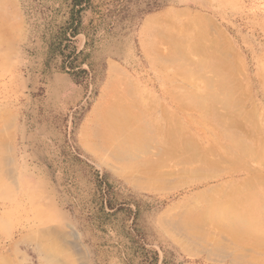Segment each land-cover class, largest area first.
<instances>
[{"label": "rangeland", "instance_id": "obj_1", "mask_svg": "<svg viewBox=\"0 0 264 264\" xmlns=\"http://www.w3.org/2000/svg\"><path fill=\"white\" fill-rule=\"evenodd\" d=\"M70 2L0 0V263L264 264V161L255 157L264 151V0H85L74 34L62 27ZM56 33L61 50L51 44ZM168 34L199 36L202 54L223 66L185 78L175 70L182 59L165 58ZM196 54L185 64H195ZM110 64L125 79L115 84L117 95L136 102L130 110L139 121L159 120V108L167 109L163 122L188 127L200 153L217 129L189 123L197 119L189 108L174 115L172 97L216 89L226 75L239 105L215 111L223 127L237 117L233 130L253 150L209 154L212 169L185 162L189 154L179 149L162 154L149 131L143 149L119 160L96 150L97 110L114 100L106 89ZM151 161L158 179L142 165ZM123 163L135 168L125 174ZM231 190L256 197L233 207L255 211L259 230L244 240L208 221L202 234L174 225L204 206L201 194L227 199Z\"/></svg>", "mask_w": 264, "mask_h": 264}, {"label": "bare ground", "instance_id": "obj_2", "mask_svg": "<svg viewBox=\"0 0 264 264\" xmlns=\"http://www.w3.org/2000/svg\"><path fill=\"white\" fill-rule=\"evenodd\" d=\"M177 15L179 16V13ZM184 15L187 14L185 13ZM152 19L154 18L148 19L146 21L144 24V29H148ZM194 21L198 22V19H195ZM171 22L172 20L167 23L169 24ZM185 30L188 31V29ZM167 37L169 42V51L165 58L169 62H176V56H178L179 59H182L184 64L182 63V65H180L177 63L175 70L182 75L184 74L185 78L189 77L190 71L198 72L205 69H211L213 72V69L217 71L223 66V64L220 63L214 54H202L201 51L203 50H199V36L196 35V37L192 39L193 41H190L189 39L187 40L185 38L186 36L184 35L182 37L185 40L179 37H171L170 35ZM195 53H197L196 56L198 53H200L202 56L197 59L195 64L186 65L185 63L188 61V55H194ZM124 80L123 73L120 72V69L113 64H110L109 79L107 81L108 85L106 89L107 91H110L111 95H113L114 100L109 101L106 106L97 110L96 126L91 132L92 136L98 142L97 144L95 142L92 143V146H94L96 150H99L102 153L106 151L111 155L112 158L119 160L121 158L120 155H122L123 152H128V149H140L141 147V149H143V145L147 141V137L144 135L146 131H149L150 139L152 140L155 139L153 137L154 135L158 136L156 140L159 145L158 148L162 154L164 153L170 155L173 151L179 149L182 150L183 154H189L187 157H185V162L196 160L201 164L202 167L210 169L213 168L214 163L206 159V156L209 154H213L217 151H220L222 154L228 153L231 155L236 154V152H239L240 154H247L248 150H253L249 148L250 143L243 142V140L233 130L237 117H234L233 120L230 121V124L223 127L224 118L220 117V115H218V113L215 111L216 105H221L226 110H230L235 105H239L238 100L234 97V94L237 92L235 89L237 86L228 87V77L226 75L223 74L219 77V84L221 86L219 87L218 85L216 89H200L198 87H194L193 90L184 92L182 95H174V97L171 95L173 99L172 101L175 102V107L173 108L174 115H180V112L183 113L185 109L189 108L197 113V119H190L189 123L196 121V125L198 124L203 127H206V125H209L210 123L217 129L209 134V146L207 149H205V153H200L199 150L196 149L197 145H194L192 140L185 136L188 127L180 125L171 126L166 125L163 122V120L166 121L168 117V110L163 107L159 108V120L155 119L150 120L149 122L139 121L138 117H136L137 114L134 115V113H132L130 110V107L136 102L130 101L126 103V99L124 98L125 96L122 97L121 95H117V89L114 88L116 83L125 82ZM185 89H189V87ZM237 115L239 116L238 118L242 117V114ZM243 116H245L247 119H249L248 116L252 118V116L247 113H244ZM191 118H193V116ZM220 139L227 141L228 144L226 146L220 147L218 144V140L220 141ZM263 152L264 151L262 150V153ZM111 153L114 154L112 155ZM255 153H258V151L255 150ZM262 153L260 152V155H256L255 157L261 161H264V155ZM145 164L142 165L147 168L145 171L151 177V180L158 179L159 177H156V175L160 174V170L156 169L158 166L157 162H148V166ZM123 168L125 169L123 170V173L126 174L128 172L126 170H132L135 167L132 163H123ZM255 177L256 176L248 178V181L244 182L243 184H246L245 186H247L248 183ZM234 193L235 191L233 192L231 190L229 195H227L230 196L228 198L231 199H225L223 197H211L207 193L201 194L200 196L205 202L204 206L198 211H194L193 209L188 210V214L181 220L179 218L178 221H175L174 225L179 230H185L184 227H186L191 233L199 232L202 234L203 223L208 221L216 225L218 228L226 231L233 237L234 240H244L246 236L248 237L252 234V232L259 230L256 226V220L253 218L255 211L253 212L252 210H248V212L245 214L235 213L233 212V207H235V205L238 203L245 202L244 197L247 198L246 201L252 198L255 199L256 197L254 194H243L242 197L238 198ZM196 242H190V244Z\"/></svg>", "mask_w": 264, "mask_h": 264}, {"label": "trees", "instance_id": "obj_3", "mask_svg": "<svg viewBox=\"0 0 264 264\" xmlns=\"http://www.w3.org/2000/svg\"><path fill=\"white\" fill-rule=\"evenodd\" d=\"M85 0H71L70 2V10H69V17L66 21H64V25L62 26L64 30H71L72 34L76 33L77 28L79 26V12L82 9L81 5ZM62 33H56L52 35L51 44L56 46L57 50H61L62 44ZM65 39V38H64Z\"/></svg>", "mask_w": 264, "mask_h": 264}]
</instances>
